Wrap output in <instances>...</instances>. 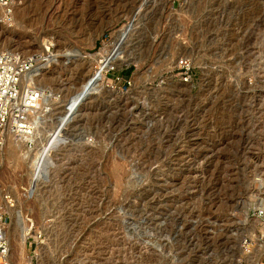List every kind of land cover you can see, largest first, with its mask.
<instances>
[{
  "label": "rangeland",
  "instance_id": "1",
  "mask_svg": "<svg viewBox=\"0 0 264 264\" xmlns=\"http://www.w3.org/2000/svg\"><path fill=\"white\" fill-rule=\"evenodd\" d=\"M12 2L0 50L50 41L38 80L59 96L34 146L0 154L10 264H264L260 0Z\"/></svg>",
  "mask_w": 264,
  "mask_h": 264
},
{
  "label": "built area",
  "instance_id": "2",
  "mask_svg": "<svg viewBox=\"0 0 264 264\" xmlns=\"http://www.w3.org/2000/svg\"><path fill=\"white\" fill-rule=\"evenodd\" d=\"M11 2L12 0H0L8 10ZM260 7L264 13V0H260ZM47 42L50 47L40 51L24 52L11 48L0 50V151L4 145L6 129L18 136L32 134L37 121L49 112L48 101L59 96L38 83L43 65L54 54L52 43ZM170 72L181 83L192 85L197 82V66L188 56H177L170 67ZM122 81L123 87L130 84L127 78H122ZM28 143L33 144L31 141ZM253 215L263 216L264 209L254 208ZM8 217L0 202V264H10L9 239L6 231ZM41 237L42 232L38 231L36 238ZM243 246L245 248L249 246L246 238L243 239Z\"/></svg>",
  "mask_w": 264,
  "mask_h": 264
},
{
  "label": "bare ground",
  "instance_id": "3",
  "mask_svg": "<svg viewBox=\"0 0 264 264\" xmlns=\"http://www.w3.org/2000/svg\"><path fill=\"white\" fill-rule=\"evenodd\" d=\"M13 4V2H11V4H10V6H9V10L7 9V6H4V5H2L1 3H0V5L2 6V7H0V8H2L1 10H2V13H3V15H4V17H8L9 15L10 16H12L13 18H14V21H16L17 19H18V16H17V11L16 10H14V8L12 9V7H11V5ZM12 18V19H13ZM17 42V41H16ZM54 57V56H53ZM121 59V58H120ZM121 62H123L122 61V59L120 60ZM47 64H49V60H48V62L47 63H45L43 66H44V68L42 69V71H41V74H40V76H39V78L40 77H44V74L42 73L43 72V70L44 69H46V66H47ZM116 63L114 62V61H111V62H109V64H108V68H110V67H113L114 65H115ZM202 67V66H201ZM46 74V73H45ZM42 79V78H41ZM44 79H45V77H44ZM39 82L38 83H40V79L38 80ZM41 84V83H40ZM183 84V83H182ZM41 86V85H40ZM48 105H49V112H48V114H45V115H43L38 121H37V124H36V129L34 130V132L32 133V134H30V135H20V136H18V135H15L14 133H12L9 129H6L5 130V133H4V145H3V147H2V149H1V151H0V154H1V152H2V150H3V148L5 147V145L6 146H13V147H17V146H19V144H22V142H24L25 140H29V141H34L35 139H34V137H35V135L36 134H38L37 132L40 130V128H44V127H42V124L43 123H45V121H46V117L49 115H51V113L53 112L52 110H53V107H52V105H53V99L52 100H49L48 101ZM52 122V121H51ZM41 131H42V129H41ZM39 134H40V132H39ZM37 138H38V136H37ZM33 143V142H32ZM26 144V143H25ZM35 145V143H33L32 145L30 144V146H34ZM1 157V156H0ZM1 159V158H0ZM8 206H12V205H9L8 204ZM7 229H8V224H7ZM7 231V230H6ZM36 235V234H35ZM7 236H8V234H7ZM25 236V235H24ZM23 237V236H22ZM9 239V238H8ZM27 239H28V236L26 235V237L23 239V241L21 242L22 244H21V246H22V248L23 249H25L26 248V241H27ZM18 244V243H17ZM41 244V243H40ZM16 245V244H15ZM42 245V244H41ZM14 246V245H13ZM12 246V244L10 243V240H9V261H11V254H12V250H13V248H15V247H13ZM46 246V245H45ZM44 247V246H43ZM22 249V250H23ZM43 248H41V250H42ZM245 249H247V250H250V249H248V248H245ZM19 250V249H18ZM25 251V250H24ZM22 254V253H21ZM20 254V255H21ZM15 255H16V253H15ZM18 255V254H17ZM16 255V256H17ZM18 257H20V256H18ZM17 258V257H16ZM17 260V259H16Z\"/></svg>",
  "mask_w": 264,
  "mask_h": 264
},
{
  "label": "water",
  "instance_id": "4",
  "mask_svg": "<svg viewBox=\"0 0 264 264\" xmlns=\"http://www.w3.org/2000/svg\"><path fill=\"white\" fill-rule=\"evenodd\" d=\"M119 41H121V39H120ZM119 41H118V43H119ZM97 74H98V73H96L94 76H92V78H91V80L89 81L88 85L93 81V78H95V77L97 76Z\"/></svg>",
  "mask_w": 264,
  "mask_h": 264
}]
</instances>
